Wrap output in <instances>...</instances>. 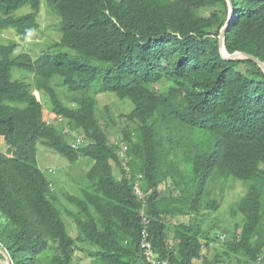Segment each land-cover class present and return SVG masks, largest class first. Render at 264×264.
<instances>
[{"label":"trees","instance_id":"16d2710c","mask_svg":"<svg viewBox=\"0 0 264 264\" xmlns=\"http://www.w3.org/2000/svg\"><path fill=\"white\" fill-rule=\"evenodd\" d=\"M231 1L227 52L264 63V0ZM49 5L61 19V40L50 51L34 60L15 54L19 42L0 43V136L7 144L0 152V259L73 264L79 241L90 245L91 264H146L140 250L146 217L156 251L170 264H228L232 255L264 264V71L251 59L220 53L227 0ZM25 7L31 11L18 15ZM40 8L41 0H0V32L14 30L25 41L38 28ZM14 68L32 81L13 79ZM57 86L80 95L68 98ZM107 92L134 105L125 117L135 126L120 142L97 114V97ZM79 138L84 144L75 147ZM39 141L71 163L94 161L91 186L82 197L67 196L78 208L70 213L78 239L53 205L52 183L38 165ZM216 176L246 186L233 230L205 228L219 209L208 187ZM169 181L179 193L164 197L160 186ZM175 216L191 221L176 226L181 240L170 245L166 221ZM220 235L224 253L210 261L204 250Z\"/></svg>","mask_w":264,"mask_h":264},{"label":"rangeland","instance_id":"374dc122","mask_svg":"<svg viewBox=\"0 0 264 264\" xmlns=\"http://www.w3.org/2000/svg\"><path fill=\"white\" fill-rule=\"evenodd\" d=\"M50 0H41V8L38 15V28L31 32L25 41L20 40L14 30H8L0 32V43L8 44L10 41H16L20 43L19 48L15 54L28 53L32 58L38 59L44 53L50 51L52 44L60 42L61 32L59 30L60 17L49 5ZM31 10L29 7H25L18 12V15L29 13ZM64 52L74 54V52L62 49ZM55 51V50H54ZM20 73L22 74L20 76ZM13 79H22L23 76L27 77L28 81H32L30 75H26L18 69L14 68L12 71ZM56 81H59L58 79ZM56 90L59 94H64L70 97L79 96L80 93L66 92L68 89L64 86H57ZM40 99V95L36 93ZM62 96V95H61ZM98 117L102 126L107 128L110 138L116 142H120L123 139V132L127 129H133L134 124L127 120L125 115L129 114L134 105L129 100H120L112 93H101L98 95ZM67 102V99H65ZM46 106L51 108V103L46 102ZM48 112V111H47ZM46 112V113H47ZM45 113V115H46ZM7 151V144L5 139L0 136V152ZM37 160L39 168L44 172L45 176L52 183V191L54 200L53 205L60 213L61 219L65 224L67 233L78 239L82 233L78 229L76 223L70 216L71 212H77V206L74 203H70L67 200L68 195L82 197L83 191L91 186L89 181V173L94 165V161L88 157H82L75 163L69 162V160L58 152L48 148L46 145L39 141L37 143ZM114 173L117 179L121 178V169L118 166H114ZM209 182V189L213 193V198H217L219 201V209L212 214L207 220L205 228L216 225L222 231L224 229L233 230L236 224H240L241 219L234 217L233 209L236 207L240 198L246 192V186L244 183L234 179L233 177L220 178L214 177ZM228 179V181H227ZM214 181V182H213ZM182 184V183H181ZM160 193L164 197H170L173 194L179 192L175 189L173 181H169L160 186ZM224 190V193H222ZM206 212V211H204ZM191 221V217L175 216L169 217L166 221L167 240L170 245H175L177 241L181 240L180 233L177 232L176 226ZM219 231V230H218ZM215 234V233H214ZM218 234V233H216ZM221 241L212 244L209 249L204 250V254L213 261V257L216 254H223L224 249L222 242L225 241V235H220ZM80 250L77 251L73 264H91L92 258L87 256V249L90 245L78 241ZM96 250V248H95ZM8 258L7 254L4 253ZM230 263L232 264H248L247 260L232 255ZM0 264H10L4 259H0ZM195 264H204L203 260H197Z\"/></svg>","mask_w":264,"mask_h":264},{"label":"built area","instance_id":"2783aa9c","mask_svg":"<svg viewBox=\"0 0 264 264\" xmlns=\"http://www.w3.org/2000/svg\"><path fill=\"white\" fill-rule=\"evenodd\" d=\"M83 145L84 140L82 138H79L76 140L75 147L77 145ZM124 152L127 150V146L123 147ZM137 194L140 196V198L144 199L145 196L141 193L140 190L137 191ZM144 213V212H143ZM149 223L150 220L146 217L144 218V228L141 233V243H140V250L142 253V256L145 259L146 264H170L169 260L163 259L160 254L156 251L153 241H152V235L149 232Z\"/></svg>","mask_w":264,"mask_h":264},{"label":"water","instance_id":"95a60500","mask_svg":"<svg viewBox=\"0 0 264 264\" xmlns=\"http://www.w3.org/2000/svg\"><path fill=\"white\" fill-rule=\"evenodd\" d=\"M229 8H230V16L229 20L227 22V25L222 29L220 36H219V45H220V53L222 54L223 58L226 60H236V59H251L255 63L259 65V67L264 71V63L257 57L247 54L245 52L237 51L234 54H229L225 48V40H226V34L233 23L235 19V13L232 5L231 0H227Z\"/></svg>","mask_w":264,"mask_h":264}]
</instances>
